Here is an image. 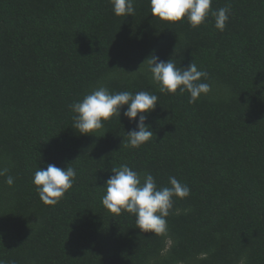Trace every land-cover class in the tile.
Returning <instances> with one entry per match:
<instances>
[{
	"label": "trees",
	"instance_id": "trees-1",
	"mask_svg": "<svg viewBox=\"0 0 264 264\" xmlns=\"http://www.w3.org/2000/svg\"><path fill=\"white\" fill-rule=\"evenodd\" d=\"M229 6L223 32L161 22L149 0L117 17L109 0H0V260L5 264H264V0ZM207 71L212 91L161 94L146 59ZM103 85L147 91L158 103L146 120L154 135L138 148L136 128L113 116L93 134L73 126L69 105ZM138 119V118H137ZM68 165L75 182L45 205L32 177ZM175 177L190 188L173 198L167 231L136 228L127 212L102 205L112 168Z\"/></svg>",
	"mask_w": 264,
	"mask_h": 264
},
{
	"label": "clouds",
	"instance_id": "clouds-1",
	"mask_svg": "<svg viewBox=\"0 0 264 264\" xmlns=\"http://www.w3.org/2000/svg\"><path fill=\"white\" fill-rule=\"evenodd\" d=\"M109 3L117 17L135 14V0H109ZM211 4L212 0H149L152 17L161 22L177 23L186 19L192 28H198L211 16L214 18V27L223 32L231 9L225 6L213 10ZM146 61L151 79L161 94H175L177 90L180 93L187 92L188 102L191 104L212 91V85L203 82L208 80V72L198 70L193 62L187 68H181L171 59L165 62L154 54ZM157 103L158 96L147 91L113 93L100 85L82 100L69 105L74 114L72 128L81 135L93 134L103 128L104 122L113 116L120 118L121 110L127 106L123 110V116L136 123V128L126 133L127 143L133 148H138L150 141L154 135L145 122ZM7 173V168H0V176H6L5 183L12 186L14 177ZM111 173L113 174L103 186L105 193L102 196V205L116 215L122 212L133 215L136 228L141 232L156 235L166 233V218L173 210V198L184 199L190 195V188L175 177H169L170 186L158 188L151 174L141 175L126 164L112 168ZM75 177L76 171L69 165L60 168L48 164L46 168L35 171L32 183L36 186L40 200L45 205L55 206L71 189ZM0 264H5V261L0 260ZM239 264H244L243 258Z\"/></svg>",
	"mask_w": 264,
	"mask_h": 264
}]
</instances>
